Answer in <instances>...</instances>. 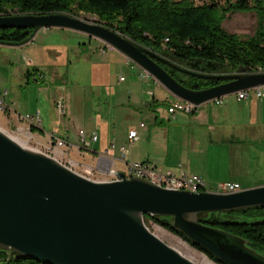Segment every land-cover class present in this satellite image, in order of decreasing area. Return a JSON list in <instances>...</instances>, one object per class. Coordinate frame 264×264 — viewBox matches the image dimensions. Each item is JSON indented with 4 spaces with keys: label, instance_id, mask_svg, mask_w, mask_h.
<instances>
[{
    "label": "water",
    "instance_id": "obj_1",
    "mask_svg": "<svg viewBox=\"0 0 264 264\" xmlns=\"http://www.w3.org/2000/svg\"><path fill=\"white\" fill-rule=\"evenodd\" d=\"M1 28H66L96 37L120 51L184 102L198 105L264 85V72L240 67L220 72L215 62L179 63L97 21L67 12L0 15ZM164 66L203 80L225 82L193 89ZM131 175V173H130ZM264 207V185L234 192L163 187L152 180L90 178L40 149L26 146L0 126V250L45 264H197L153 232L145 215L163 218L224 264H264V252L247 239L202 222L211 212L225 221L264 218L224 212Z\"/></svg>",
    "mask_w": 264,
    "mask_h": 264
},
{
    "label": "crops",
    "instance_id": "obj_2",
    "mask_svg": "<svg viewBox=\"0 0 264 264\" xmlns=\"http://www.w3.org/2000/svg\"><path fill=\"white\" fill-rule=\"evenodd\" d=\"M44 34L48 31L45 30ZM44 40L35 47L30 41L20 45L0 44L23 49L13 55V63L23 71L21 82L25 84L29 83L31 75L36 81H44L48 65L57 72L55 67L60 64L62 56L60 52L47 48V43L53 42L51 37H44ZM143 80H148V77ZM27 87L34 88L33 85ZM42 88H34L32 93L18 89L14 93L13 105L21 112L15 109L13 125L26 137L31 128L36 143L40 145L48 144L52 134L66 139L71 145V158L83 171L103 167L124 172L130 163L141 161L163 170L176 173L183 170L189 175H198L210 186L227 181L237 182L242 188L264 185V97H252L249 93L239 99L237 95L229 101L223 99L225 105H204L192 112L171 113V105L166 110L157 108L156 103L173 96L172 93H154L149 88L145 93H133L134 89L128 93H97L104 95L101 112L104 109L111 118L121 113L133 118L137 107L141 113L146 107L152 126L148 127L142 121L139 130L134 126L119 129L116 120L111 125L103 116L91 134L79 128L71 138L69 134L64 135L66 132H61L62 118L73 106V98L77 104L81 99L77 93H51ZM6 95H9L7 90L4 98ZM151 101L154 104L150 105ZM59 102L64 104V115L57 108ZM20 115L32 118L29 120ZM133 129L137 130L138 137L130 140L129 134ZM81 130L85 133V142L79 135ZM94 135H97V140L92 139ZM123 147L125 154L122 153ZM72 151L76 152L78 159L72 157Z\"/></svg>",
    "mask_w": 264,
    "mask_h": 264
},
{
    "label": "trees",
    "instance_id": "obj_3",
    "mask_svg": "<svg viewBox=\"0 0 264 264\" xmlns=\"http://www.w3.org/2000/svg\"><path fill=\"white\" fill-rule=\"evenodd\" d=\"M81 12L97 15L100 23L109 26L132 40L166 54L179 63L204 59L224 65L229 71L240 67L264 70V0H0L1 15L49 14ZM255 12L257 26L250 36L228 32L223 21L230 13ZM33 28H1L0 42L21 43L31 36ZM182 84L201 89L217 83L177 72L164 66ZM224 212L227 215L264 218V207ZM247 214V215H246ZM246 215V216H245ZM161 226L178 234L192 246L205 253L209 259L224 264L200 245H194L171 223L161 217L145 215ZM203 223L224 229L247 239L249 245L264 252V221H225L211 212ZM5 264H45L31 257L11 256L0 250Z\"/></svg>",
    "mask_w": 264,
    "mask_h": 264
},
{
    "label": "rangeland",
    "instance_id": "obj_4",
    "mask_svg": "<svg viewBox=\"0 0 264 264\" xmlns=\"http://www.w3.org/2000/svg\"><path fill=\"white\" fill-rule=\"evenodd\" d=\"M220 1L223 2L224 0ZM76 16L89 21L100 22L99 17L94 14L81 12ZM256 26L257 15L255 12L230 13L227 19L223 21V27L228 32L239 33L243 36L252 35ZM45 30L48 31V34H44ZM44 37H51L53 41L47 43V48H52L60 52L62 56L60 64L58 67H55L57 72H53L54 67L52 65L46 67L47 77L44 81H36L34 76L31 75L29 83L25 84L21 82L23 71L19 65L16 66L17 64L13 63V55L15 56L19 50L23 49L13 46H0V94L4 96V92L7 90L9 95L5 96V100L12 106L10 112L0 111V126L7 133L20 140H27L25 133H20L13 125L16 116L15 109L21 112L17 106L13 105V100H15L13 96L14 93L18 92V89L32 93V90L38 87H44L42 88L43 91L47 89L51 93H68V95L69 93H77L78 97L81 99V103L77 104L73 98V106L68 108L67 114L62 118L64 122L61 126V132H66L64 135L69 134L71 138L74 137V132L79 128H83L88 135L91 134L93 128L99 126V120L103 116L104 120H107L111 125L113 122L115 123L116 120L119 129H126L129 128V126H134L139 130V124L142 121L145 122L148 127L152 126L153 123L149 118V111L146 107L143 113H141L140 109L137 107V111L135 112L136 115L133 118L125 116L122 113L120 116L111 118L109 113L104 111V109L101 112L104 95H98L97 93H128L132 92V89H134L133 93H145L148 88L154 93H171L163 84L155 80L152 75H149L148 80H143L139 75L140 67L134 61L127 58L125 55L121 54L120 51L101 39L89 36L86 33L66 28L41 29L36 36L30 40V43H33V47L41 45L45 41ZM120 76H124L125 80H119ZM28 85H33L34 88L27 87ZM247 90L251 93L252 97H255L254 88ZM237 95L238 92L230 93L223 96V99L229 101ZM158 97H160V95ZM66 101H68L67 97ZM177 101L180 104L185 103L183 100L173 95L168 99L166 98L156 103V106L157 108L168 110L170 105H177ZM217 103L216 99L205 101L198 105L197 109L204 105H225L224 102ZM151 104H154V102L151 101L150 105ZM176 111L178 113L185 112L179 104L177 105ZM43 117L44 116H42V118ZM55 118L57 120L56 116ZM27 145L34 148L38 147L36 141H30ZM71 155L78 159L75 151H72ZM97 176L98 174L95 173L93 178L97 179ZM208 188L216 190L217 185H208ZM249 211V214H254L253 209H249ZM145 222L160 238L197 264H218L209 259L205 253L192 246L178 234L161 226L154 220L147 219ZM5 263L6 260L1 258L0 264Z\"/></svg>",
    "mask_w": 264,
    "mask_h": 264
},
{
    "label": "built area",
    "instance_id": "obj_5",
    "mask_svg": "<svg viewBox=\"0 0 264 264\" xmlns=\"http://www.w3.org/2000/svg\"><path fill=\"white\" fill-rule=\"evenodd\" d=\"M193 1L196 4H198V3H201L202 0H193ZM139 70H140L139 75L142 79L145 77H149V73L144 71L141 67ZM263 72L264 70L262 68H259L257 70L255 69L252 71V73H263ZM124 79H125L124 76L120 77L121 81H123ZM254 89H255V95L257 98L264 97V85L255 87ZM248 95H249L248 90H243V91L238 92L239 99L245 98ZM216 101L218 103H222L223 98H218L216 99ZM176 104L177 105L179 104L182 107V109L186 112H192L197 109L194 105L187 103V102L183 104H180L177 102ZM177 105H171L169 107V111L171 113H175ZM57 108L59 109V112L61 115L65 114V107L62 102L57 103ZM11 110H12V106L9 105V103L6 102L4 96L0 94V111L10 112ZM20 116L22 118H26L29 120L32 118V116L30 115H26V116L20 115ZM141 126H144V123H141ZM31 131L32 129L29 128L28 131L26 132L27 137H28L27 143L30 141H35L34 134ZM79 135L81 137L82 142H85L86 136H85L84 131L82 130L79 131ZM137 137H138L137 130L135 129L131 130L129 134V139L135 140L137 139ZM92 139L97 140V135H94ZM37 146H38L36 147L37 149H40L41 151L47 153L48 155L55 157L62 163L66 164L72 169L90 178H93V175L95 173L98 174L97 176L98 180H109V179L117 178L118 171L112 168L106 169L103 167H99L97 170L93 168H91L90 170H85V171L81 170L78 166V163L74 159L71 158L70 156L71 145L64 138H60L52 134L51 140L48 142V144L40 145L37 143ZM122 153L123 154L126 153V149L124 147L122 148ZM124 173L126 174L127 177H130L131 175L143 177V178L152 180L153 182L163 187H167V188L186 189V190L195 191V192H199L203 190H212L208 188L206 181L198 175H189L183 170L177 173L172 170H163V169L158 168L157 166L149 165L141 161L130 163L127 171H124ZM240 189H242V187L239 185V183L227 181V182L219 183L217 186V189L214 191L227 193V192L238 191Z\"/></svg>",
    "mask_w": 264,
    "mask_h": 264
},
{
    "label": "flooded vegetation",
    "instance_id": "obj_6",
    "mask_svg": "<svg viewBox=\"0 0 264 264\" xmlns=\"http://www.w3.org/2000/svg\"><path fill=\"white\" fill-rule=\"evenodd\" d=\"M200 61L199 62V65L200 66H208V61H206V60H204V59H195L194 61L196 62V61ZM217 68H218V70L220 71V72H228V73H234V72H236V70L235 71H229L224 65H221V64H218L217 65ZM178 72V71H177ZM222 82H225V80H220V81H218L217 83H215V84H213V85H216V84H219V83H222ZM213 85H208V86H205V87H203V88H206V87H210V86H213Z\"/></svg>",
    "mask_w": 264,
    "mask_h": 264
},
{
    "label": "bare ground",
    "instance_id": "obj_7",
    "mask_svg": "<svg viewBox=\"0 0 264 264\" xmlns=\"http://www.w3.org/2000/svg\"><path fill=\"white\" fill-rule=\"evenodd\" d=\"M16 138V137H15ZM19 142H21L22 144H24V145H26V146H28L27 145V141L25 140V141H23V140H20L19 138H16Z\"/></svg>",
    "mask_w": 264,
    "mask_h": 264
}]
</instances>
